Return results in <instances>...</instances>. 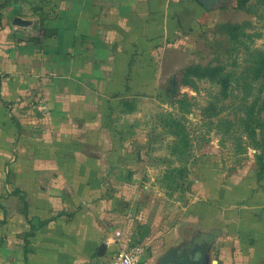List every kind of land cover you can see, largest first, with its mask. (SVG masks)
I'll use <instances>...</instances> for the list:
<instances>
[{"label":"crops","instance_id":"obj_1","mask_svg":"<svg viewBox=\"0 0 264 264\" xmlns=\"http://www.w3.org/2000/svg\"><path fill=\"white\" fill-rule=\"evenodd\" d=\"M175 1L10 0L0 10V264H95L120 247L128 187L113 170L112 107L151 86L147 56L167 38Z\"/></svg>","mask_w":264,"mask_h":264},{"label":"rangeland","instance_id":"obj_2","mask_svg":"<svg viewBox=\"0 0 264 264\" xmlns=\"http://www.w3.org/2000/svg\"><path fill=\"white\" fill-rule=\"evenodd\" d=\"M219 1L208 11L196 0H176L167 38L147 56L151 86L112 107L122 146L113 170L128 187L116 237L124 240L114 244L141 245L139 264H159L169 250H190L206 238L207 264H264V176L243 125L245 105L264 100V77L256 79L264 0L244 9ZM227 26L245 36L232 41ZM217 67L231 77L226 92L211 79Z\"/></svg>","mask_w":264,"mask_h":264},{"label":"trees","instance_id":"obj_3","mask_svg":"<svg viewBox=\"0 0 264 264\" xmlns=\"http://www.w3.org/2000/svg\"><path fill=\"white\" fill-rule=\"evenodd\" d=\"M10 0H7L6 3L0 4V10L3 9ZM237 9H244L246 8V4L249 0H235ZM226 30L228 31V35L230 39L234 42H237L240 37L245 36L244 33L241 32L242 27L240 26H227ZM257 65V75L256 79H260L264 77V52L258 57L256 61ZM201 70L200 68L190 69L189 74H198V71ZM211 79L220 84L223 87V91H228L232 87V80L230 75L225 74L223 68L217 67L212 69V76ZM180 103V101H179ZM244 109L248 115V119H245V126L254 146L259 151V154L256 155L257 159V174L258 177L264 176V119L261 120L258 116L256 119L254 116L261 113L264 110V100L262 102V106L259 105L258 99H255L249 105H245ZM259 130L260 139H256L257 132ZM183 145H187L185 139H183ZM209 237V235H208ZM214 237H212L213 239ZM211 239V237H210Z\"/></svg>","mask_w":264,"mask_h":264},{"label":"water","instance_id":"obj_4","mask_svg":"<svg viewBox=\"0 0 264 264\" xmlns=\"http://www.w3.org/2000/svg\"><path fill=\"white\" fill-rule=\"evenodd\" d=\"M206 10L211 11L219 5V0H196ZM14 24L20 27L29 26L30 21L24 20L20 17L14 19ZM210 242H203L202 244H196L190 250L179 249L169 250L159 261V264H207L208 255L210 249ZM102 252V250L100 251Z\"/></svg>","mask_w":264,"mask_h":264},{"label":"built area","instance_id":"obj_5","mask_svg":"<svg viewBox=\"0 0 264 264\" xmlns=\"http://www.w3.org/2000/svg\"><path fill=\"white\" fill-rule=\"evenodd\" d=\"M42 110L44 111V108ZM143 252L141 245H121L114 254L95 264H139V258Z\"/></svg>","mask_w":264,"mask_h":264},{"label":"flooded vegetation","instance_id":"obj_6","mask_svg":"<svg viewBox=\"0 0 264 264\" xmlns=\"http://www.w3.org/2000/svg\"><path fill=\"white\" fill-rule=\"evenodd\" d=\"M205 241H207V242H210V243H211V241H210V240H208V239L206 238V239H203V240H202V241H200V242H196V243H194V244H193V246H192V248H193V247H195V245H196V244H202V243H203V242H205ZM192 248H190V249H192Z\"/></svg>","mask_w":264,"mask_h":264}]
</instances>
